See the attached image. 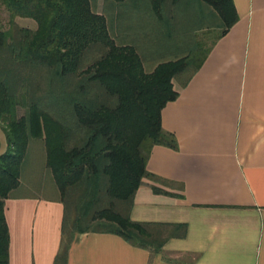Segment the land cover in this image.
Returning <instances> with one entry per match:
<instances>
[{"label": "trees", "instance_id": "16d2710c", "mask_svg": "<svg viewBox=\"0 0 264 264\" xmlns=\"http://www.w3.org/2000/svg\"><path fill=\"white\" fill-rule=\"evenodd\" d=\"M96 1L0 0L8 17V26L0 27V128L6 141L0 153V264H9L5 200L19 194L31 139L44 147L41 166L50 171L64 207L53 264H66L78 233H114L153 253L162 252L169 238L186 235V224L136 221L131 211L144 178L157 177L147 168L153 147L178 149L176 136L162 125V110L179 96L173 80L188 73L185 86L209 50L148 71L134 44L111 36ZM139 1L149 4L163 28L181 0ZM202 1L218 14V39L223 37L239 19L234 0ZM18 17L36 27L19 25ZM45 75L42 91L39 77Z\"/></svg>", "mask_w": 264, "mask_h": 264}, {"label": "crops", "instance_id": "0c3cea01", "mask_svg": "<svg viewBox=\"0 0 264 264\" xmlns=\"http://www.w3.org/2000/svg\"><path fill=\"white\" fill-rule=\"evenodd\" d=\"M234 3L238 21L207 43L200 69L185 86L189 74L173 80L179 96L162 110V125L178 149L153 147L147 168L157 177L144 178L131 211L136 221L186 224V235L153 253L114 233H78L66 264H181L166 257L185 254L194 264H264V0ZM119 17L128 36L168 45L161 23L137 20L133 9ZM63 210L58 193L6 199L9 264H53Z\"/></svg>", "mask_w": 264, "mask_h": 264}, {"label": "rangeland", "instance_id": "374dc122", "mask_svg": "<svg viewBox=\"0 0 264 264\" xmlns=\"http://www.w3.org/2000/svg\"><path fill=\"white\" fill-rule=\"evenodd\" d=\"M94 1V0H93ZM144 3V2H143ZM139 0H127L124 3H117L114 0H97L95 3L98 12L103 13L108 22L109 32L118 44H134L147 42L140 37L128 36L120 26V13L127 9H133L135 18L140 20L141 16L152 19L155 18L158 23L162 21L149 8V4L143 5ZM170 12V11H169ZM19 25L35 28L34 21L26 18H16ZM220 18L213 9L202 0H181L175 4L174 11L170 19H166L164 29L168 45L161 50L160 47H154L152 44H143L140 52L146 63V69L151 71L152 64H158L163 61L175 60L182 57L192 58L200 57L205 51L207 43L212 37L218 34ZM8 26V17L4 9H0V27L5 29ZM171 31V33H170ZM171 34V35H170ZM169 41L171 45L169 44ZM139 45V44H138ZM137 48V47H136ZM139 49V47L137 48ZM139 51V50H138ZM139 52V53H140ZM147 59V60H146ZM192 68V67H191ZM47 74V72H45ZM41 74L44 75V72ZM188 73L183 74L186 78ZM45 79L39 77L40 86L45 90L47 83ZM22 113V110H19ZM1 131V130H0ZM3 132V131H1ZM0 132V134H2ZM4 135V133L2 134ZM6 142V141H5ZM28 155L21 169L22 185L16 189L17 193H38L43 196H51L57 193V188L50 171L44 169L42 165V155L44 147L40 141L30 140L28 145ZM37 184L33 186L32 183ZM181 258L192 259L193 255L185 254Z\"/></svg>", "mask_w": 264, "mask_h": 264}]
</instances>
